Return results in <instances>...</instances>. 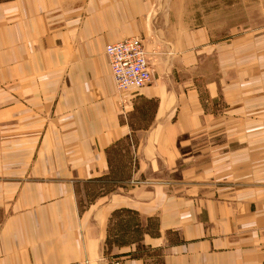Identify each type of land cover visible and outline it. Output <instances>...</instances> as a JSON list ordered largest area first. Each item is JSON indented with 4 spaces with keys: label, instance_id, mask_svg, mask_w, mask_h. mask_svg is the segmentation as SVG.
<instances>
[{
    "label": "crops",
    "instance_id": "1",
    "mask_svg": "<svg viewBox=\"0 0 264 264\" xmlns=\"http://www.w3.org/2000/svg\"><path fill=\"white\" fill-rule=\"evenodd\" d=\"M240 2L0 0V264H264V0ZM131 37L151 81L120 93Z\"/></svg>",
    "mask_w": 264,
    "mask_h": 264
},
{
    "label": "built area",
    "instance_id": "2",
    "mask_svg": "<svg viewBox=\"0 0 264 264\" xmlns=\"http://www.w3.org/2000/svg\"><path fill=\"white\" fill-rule=\"evenodd\" d=\"M111 78L120 93L139 92L151 81L145 42L131 37L105 48Z\"/></svg>",
    "mask_w": 264,
    "mask_h": 264
},
{
    "label": "rangeland",
    "instance_id": "3",
    "mask_svg": "<svg viewBox=\"0 0 264 264\" xmlns=\"http://www.w3.org/2000/svg\"><path fill=\"white\" fill-rule=\"evenodd\" d=\"M157 1L158 2H160V1L162 2V1H168V0H157ZM169 1L172 2L171 7L172 6L176 7L178 0H169ZM185 2H186V5H187V8L185 9L186 16H188V14L191 15L192 14V11H193V8H192V2H193V0H185ZM165 6H166V8L165 9H162V10H164L163 12H171V14L169 16L175 17V15H176L175 14V8L174 9H169L168 6H167V4ZM233 7H234V19L240 17L242 15V12L245 11V10H242L241 9V2H240V0H234V6ZM249 12H250V10H249ZM248 14H250V13H248ZM248 14H247V16H248ZM249 16L250 17H254L252 14H250ZM174 20L175 19L172 18L171 20L168 21L169 27H170L169 29L176 28V25L174 24V22L172 23V21H174ZM250 20H252V19H250ZM191 26L192 25H190V27ZM216 27L218 28L219 26H216ZM248 27H251V26L233 25L234 30L236 28L237 31L246 30ZM145 44H146V42H145Z\"/></svg>",
    "mask_w": 264,
    "mask_h": 264
}]
</instances>
